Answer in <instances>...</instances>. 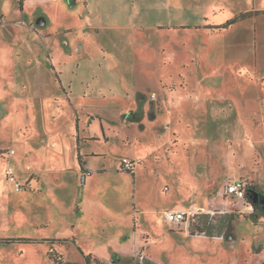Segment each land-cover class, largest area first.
<instances>
[{
	"label": "rangeland",
	"instance_id": "1",
	"mask_svg": "<svg viewBox=\"0 0 264 264\" xmlns=\"http://www.w3.org/2000/svg\"><path fill=\"white\" fill-rule=\"evenodd\" d=\"M263 6L56 0L21 14L17 0H0V264H85L117 237L132 243L117 264H139L137 240L160 264H264V14L248 15ZM72 105L87 138L80 153L100 169L87 185ZM24 147L27 164L15 163ZM124 157L132 170L120 169ZM236 177L251 213H203L189 233L164 219L175 206L210 208L214 190ZM197 225L206 236H194Z\"/></svg>",
	"mask_w": 264,
	"mask_h": 264
},
{
	"label": "built area",
	"instance_id": "2",
	"mask_svg": "<svg viewBox=\"0 0 264 264\" xmlns=\"http://www.w3.org/2000/svg\"><path fill=\"white\" fill-rule=\"evenodd\" d=\"M56 1V0H50ZM8 153H14V150H9ZM135 163L133 160L124 157L120 162V169L125 171H130L133 169ZM7 174L10 177V180L15 181L13 176L12 167L7 168ZM17 188H19V184L16 183ZM247 190L245 182L240 178H226L221 186H219L212 193L211 197L208 200L209 204H212L210 208L205 209L204 207H196L195 209H170L164 211V219L171 223L172 225H176L177 227H182L187 233H189L190 224L194 223L199 215L206 214H225L236 212L241 210L242 207L246 206L247 202ZM250 208L253 210L252 206ZM194 236H206L205 230H196ZM214 239H220L221 236L213 235L211 236ZM133 255L138 258L139 264H143L146 259L152 260V258L139 251L136 246L133 249ZM157 264H160L156 262Z\"/></svg>",
	"mask_w": 264,
	"mask_h": 264
},
{
	"label": "crops",
	"instance_id": "3",
	"mask_svg": "<svg viewBox=\"0 0 264 264\" xmlns=\"http://www.w3.org/2000/svg\"><path fill=\"white\" fill-rule=\"evenodd\" d=\"M43 1H50V0H24V2H23V7H22V9L21 10H19L20 11V13L21 14H23L24 13V7H26V6H32V5H34V4H38V3H40V2H43ZM258 12V13H257ZM252 13H255L254 15H256L257 16V14L259 15V14H264V6L261 8V9H253V10H250L249 11V13H248V15H251ZM246 15H247V13H246ZM245 15V17L244 18H247L248 16H246ZM257 17H255L254 18V20L255 21H253V23L250 25V27H253V25L254 24H256L257 23ZM22 21V20H21ZM14 24H16V25H18L19 23L18 22H16V21H14L13 22ZM18 23V24H17ZM19 25H24L22 22H20V24ZM27 27H29V29L30 28H33V25L32 24H30V25H28ZM256 30V29H255ZM253 31H254V29H253ZM35 33H37L38 35H40V37H43L44 36V34H42V33H39V32H35ZM23 47H28L27 45H24ZM32 50V49H31ZM21 66H23V65H21ZM21 73L20 74H24V72H25V69L24 68H21ZM17 73V72H16ZM59 82H60V80H58ZM21 86L22 87H25V83L24 82H22V84H21ZM22 94V93H21ZM24 94V93H23ZM46 97V99H47V101H46V103L48 104V106H50V105H54V106H56L57 107V109L58 108H60V107H62L61 106V103H60V101H61V99L59 100V97H55V96H52V95H46L45 96ZM33 100V98L32 97H20V98H17V101H19V102H21V103H26V102H30V101H32ZM69 100V99H68ZM69 104L71 105V102H70V100H69ZM23 108V112L26 110V108H27V105H26V107L24 106V107H22ZM72 109L74 110V121H75V123H74V125H75V133L74 134H72L70 137H71V143L72 144H74V141L76 142V144H77V148H76V156H77V153H79L80 155H81V159H82V164H83V170L81 169V166H80V164H79V161H78V158H77V161H78V165H77V173H79L78 174V176H80V174L83 176V184H85V185H87L89 182H90V178H92V176H93V174L95 173L94 171L96 170L97 172L98 171H100V169H97L96 167L95 168H91L90 167V165H88V163H87V161H86V157L88 156L87 154H81L80 153V149H79V141L81 140V139H87L86 137H83V138H80V136H79V133H78V129H79V126H80V117H79V113L77 112V108L74 106V105H72ZM54 116L52 115V118H53ZM87 118V120H88V117H86ZM101 122V121H100ZM100 126H102V124H100ZM28 127L29 126H27V123H26V126H24V129H26V131L28 130ZM103 131H104V127H102L101 128V133H103ZM25 136V132L23 131L22 132V138ZM74 136H76V138L74 139ZM16 138V137H15ZM88 138H94V137H88ZM65 146V145H64ZM9 150H11V149H9ZM12 150H14V149H12ZM31 150H29L28 148H26V147H24V149H23V155L21 156V157H18L17 158V160H16V162L15 163H18V164H20L21 162L23 163V164H27V159H28V157H29V155L31 154ZM30 153V154H29ZM15 154H16V152H15V150H14V153H12V154H10V153H8L7 152V154L6 155H8L7 157H11V156H15ZM90 155H96L95 153H90ZM29 166V171L28 172H33V174H36V173H38L39 171L38 170H33V168H31L30 167V165H28ZM85 168L86 169H88V170H91V172L93 171V169H95L90 175H87L86 173H85ZM17 170V169H16ZM19 172V175L20 176H22L23 175V173L22 172H20V171H18ZM82 172L84 173V174H82ZM32 177V176H31ZM22 178H25V176H22ZM34 179H37V177L36 178H33V180ZM250 206H252V208H253V206H254V204H252L251 202L249 203H247L246 204V206L244 207H242V209L241 210H238L239 212H243V213H246V214H249V213H251L253 210L250 208ZM185 207V206H184ZM172 209H185V208H183V206L181 207V206H175V207H172ZM171 228H174V227H171ZM139 231H141V229L140 228H138V231L136 230V233L137 232H139ZM129 239L130 238H128L126 241H124L123 243L122 242H120L119 240H118V237H117V241H116V248H114V250H112V251H109V254L106 256V257H103L102 258V260H104V261H106V262H108L109 260H110V257H108V256H111V254H113V253H117L119 256H121V255H124V253L125 254H127V253H129V246L132 244H130V241H129ZM149 240H150V237H149ZM138 243H139V241L137 240L135 243H133V246H138ZM145 244H147V241H142V243H141V246H140V248H142L143 247V245H145ZM138 248V247H137ZM150 256V255H149ZM153 260V259H152ZM153 261H155V260H153ZM156 262V261H155Z\"/></svg>",
	"mask_w": 264,
	"mask_h": 264
},
{
	"label": "trees",
	"instance_id": "4",
	"mask_svg": "<svg viewBox=\"0 0 264 264\" xmlns=\"http://www.w3.org/2000/svg\"><path fill=\"white\" fill-rule=\"evenodd\" d=\"M17 4H18L19 9L21 10L22 7H23V0H17ZM244 15H246V13ZM1 17H0V20H1ZM237 20H238L237 17L234 18V19H231V20L227 21L224 25H222V27L224 28L227 25H231L232 23H234ZM101 128H102V126H101ZM77 158H78L79 164L81 166V169L83 170L84 168H83V164H82V159H81V155L79 153H77ZM197 228L200 231L202 230L201 226H199V225H197ZM48 257H50V258L55 260V257L52 256L51 253H48ZM110 260L112 261L113 264H117L121 260V258H120V256L117 253H113V254H111ZM92 261H94L96 264H110V263H108L106 261H102V260L96 259L92 255L85 256V264H92Z\"/></svg>",
	"mask_w": 264,
	"mask_h": 264
},
{
	"label": "water",
	"instance_id": "5",
	"mask_svg": "<svg viewBox=\"0 0 264 264\" xmlns=\"http://www.w3.org/2000/svg\"><path fill=\"white\" fill-rule=\"evenodd\" d=\"M82 178H83V176H82ZM82 182H83V179H82ZM253 202H255V199L253 200Z\"/></svg>",
	"mask_w": 264,
	"mask_h": 264
}]
</instances>
